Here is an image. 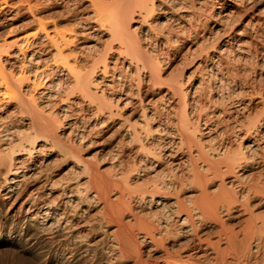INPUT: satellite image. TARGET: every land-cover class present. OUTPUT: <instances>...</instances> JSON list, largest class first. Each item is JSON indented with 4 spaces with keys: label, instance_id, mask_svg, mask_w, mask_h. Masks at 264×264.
<instances>
[{
    "label": "bare ground",
    "instance_id": "obj_1",
    "mask_svg": "<svg viewBox=\"0 0 264 264\" xmlns=\"http://www.w3.org/2000/svg\"><path fill=\"white\" fill-rule=\"evenodd\" d=\"M261 37L264 0H0V264H264Z\"/></svg>",
    "mask_w": 264,
    "mask_h": 264
},
{
    "label": "rangeland",
    "instance_id": "obj_2",
    "mask_svg": "<svg viewBox=\"0 0 264 264\" xmlns=\"http://www.w3.org/2000/svg\"><path fill=\"white\" fill-rule=\"evenodd\" d=\"M17 17H18V18H17ZM14 18H15V19H14V21H15L14 23H18V25H19L20 16H17V15H16V16H14ZM18 19H19V20H18ZM65 20H66V21H65ZM63 21H64V22H63ZM69 21H70V22H69ZM59 23H60V22H59ZM61 23H62V24H61ZM61 23L58 24V26H59V28L62 29V30H68V28H70V27L72 26V24H70V23H71V18L69 17V19H68V16H67V18L64 17V18L62 19V22H61ZM61 25H62V26H61ZM10 34H11V33H10ZM10 34H9V35H10ZM258 42H260V43H264V40L262 39V37H261V39L258 40ZM261 55H262V56H261ZM258 56H259L258 58H259L260 60H261L262 58H263V60H264V54H259ZM261 82H262V83H257V84H256L257 87H258V85H263V86H264V77L261 79ZM61 119H62L61 121L64 122V121H66L67 117H65V118H61ZM112 145H113V143L111 144V146H112ZM111 146H109V148H110ZM93 147H96V149L94 150L95 152L98 151V152H97L98 154H97V153H96V154H97V155H100V153H101L102 151L100 152V151L98 150L99 147L95 146V144L93 145ZM106 150H107V149H105L104 152H105ZM56 172L58 173V170H57ZM254 174H256V173H253V175H251V178H252V176H253L254 178H256V179H254V180L257 181L259 177H256V176H258L257 174H256V176H254ZM60 175H61V174H58V175H56V176L59 177ZM94 211H95V210L91 211L90 215L93 214V215H91V217L94 216V218H96L97 215H95V214H97V213H96V211H95V213H93ZM263 211H264V210L260 211V214H261V215H262V213L264 214ZM256 214H258V213H256ZM258 216H260V215H258ZM262 216H263V215H262ZM89 218H90V217H89ZM90 220H92V218H90ZM93 221H94V219H93L91 222H93ZM4 223H5V226H6V227L10 225V223H9L8 221H4ZM92 225H95V228H96V226H97V225H96V222H95V223H92ZM0 226H1V223H0ZM93 227H94V226H93ZM237 228H238V227H237ZM97 229H98V228H97ZM94 231H98L99 234L97 235L98 232L95 233ZM94 231L92 232V234H95V235H92V234H91L92 237L90 236V237H91L90 240H91L92 242L94 241L93 243H95V245H100V244H102V242L105 241V240H104L105 237H104V239L100 238V237H103V236L101 235V232H100L101 230H94ZM93 238H94V239H93ZM97 239H102L103 241H102V240H97ZM98 241H99V242H98ZM100 242H101V243H100ZM97 243H98V244H97ZM4 247H5V248H4ZM0 248H1V249H0V252H4V253H5V252H8V250H7L8 247H7L5 244H0Z\"/></svg>",
    "mask_w": 264,
    "mask_h": 264
}]
</instances>
